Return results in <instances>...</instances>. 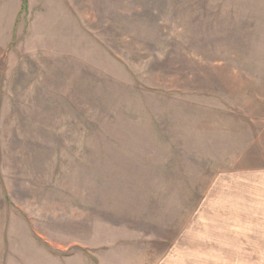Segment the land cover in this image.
Masks as SVG:
<instances>
[{
  "label": "rangeland",
  "instance_id": "374dc122",
  "mask_svg": "<svg viewBox=\"0 0 264 264\" xmlns=\"http://www.w3.org/2000/svg\"><path fill=\"white\" fill-rule=\"evenodd\" d=\"M0 264H264V0H0Z\"/></svg>",
  "mask_w": 264,
  "mask_h": 264
},
{
  "label": "crops",
  "instance_id": "0c3cea01",
  "mask_svg": "<svg viewBox=\"0 0 264 264\" xmlns=\"http://www.w3.org/2000/svg\"><path fill=\"white\" fill-rule=\"evenodd\" d=\"M241 183H247L248 181H243L241 180ZM249 185V184H248ZM240 205H237V203L232 202V201H228L226 203V207L228 206L229 208H233L232 209V215L231 216H236L238 219H240L241 217H243V219H241L240 224H244L243 221L244 219H246V217L248 218L247 214H248V210L246 208H248V205L251 204L248 200H240ZM253 202V201H252ZM250 206V205H249ZM231 224H239V222L237 220H234L233 222H231ZM238 230V229H237ZM244 230H246V228L241 227V232H243Z\"/></svg>",
  "mask_w": 264,
  "mask_h": 264
}]
</instances>
